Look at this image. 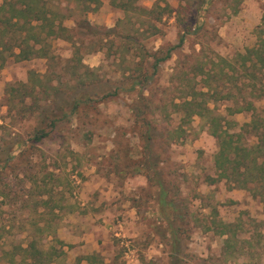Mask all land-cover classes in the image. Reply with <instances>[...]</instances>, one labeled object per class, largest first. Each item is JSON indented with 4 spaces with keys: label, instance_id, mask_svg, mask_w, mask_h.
<instances>
[{
    "label": "rangeland",
    "instance_id": "374dc122",
    "mask_svg": "<svg viewBox=\"0 0 264 264\" xmlns=\"http://www.w3.org/2000/svg\"><path fill=\"white\" fill-rule=\"evenodd\" d=\"M154 2L167 3L172 8L179 4V0L137 1L146 7ZM45 3L65 14L61 20L63 26L73 25V2L45 0ZM193 7V4L184 5L178 17L191 21L196 17ZM232 8L236 12L233 13ZM263 12L264 0H215L202 16V29L185 35L182 45L159 64L144 91L148 99L133 103L134 96L124 94L93 98L81 105L69 121L59 119L55 129H51L42 141L24 149L13 143L26 140L28 130L38 120L36 113L41 109L48 110L51 117L60 116L58 107L66 91L63 87L58 93L62 100L58 98L50 105H45V95L39 92L29 97L20 96L21 85L28 84V72L33 71L40 78L55 74L63 83L73 70L80 73L81 68L75 69L76 56H71L73 47L62 37L49 39L50 60L34 57L17 62L8 57L0 66V264H9L3 257L5 251H11L16 245L24 246L33 237L36 221L38 226L42 224L39 214L45 206L40 200L45 198L60 206L58 216L50 220L56 239L61 232L74 240L69 243L71 247L82 243L72 236L84 232L88 216L95 221V237L99 244L96 254L104 264H166L165 249L147 224V216L153 218L148 209L154 203L150 199L137 203L144 199L141 188L146 186L145 179L139 174L129 175L125 169L134 168L143 158L139 132L147 127L153 135L149 143L150 156H157L158 169L166 174L165 180L176 184L177 197L185 200L191 212L187 217L188 238L183 242L177 264H264V191L252 196L242 189L239 199L226 197L229 187L216 177L213 155L217 141L209 134L206 118L192 114L188 119L178 106L194 95L198 101L206 100V106L215 114L241 124L248 120L249 112L229 115L224 108L236 107L233 99L242 96L252 103L255 114L264 118V96L258 97L261 88L258 83L251 91L249 85L245 86L246 77L238 75L239 79H233L236 77L221 72L209 79L211 89L202 87L205 83L201 81L205 69L219 67L212 64L217 59L233 61L237 52L242 53L253 45L254 30ZM121 16L122 12L111 7L109 0H100L98 8L86 14L90 23L106 27L112 26ZM157 25L158 34H141L138 49L131 50L136 51L135 57L122 52L126 61L117 52L113 55V49L109 57L103 51L79 53L80 62L89 69L82 78L92 81L94 85L90 86L96 87L99 93L98 90L105 92L110 84H118L121 62L128 64L130 74L136 73L134 62L139 56L159 45L177 42L182 24L175 21V13L163 15ZM9 87L16 88L17 94H8ZM82 93L90 95L86 91ZM129 104L141 105L144 113L136 118L128 110ZM253 140L251 134L242 132L240 141L245 146L251 145ZM8 153L13 157L6 160ZM135 205L141 211L138 215ZM107 208L111 210L104 220L102 213ZM129 209L130 215L124 212ZM48 216L50 214L45 218ZM119 221L129 224V235H114V230L108 228ZM217 221L227 224L224 228L228 231L226 243L227 236L218 233ZM39 238L43 248L49 244L58 246L49 236L40 235ZM61 250L63 255L53 264H67V251ZM82 254H76L75 258Z\"/></svg>",
    "mask_w": 264,
    "mask_h": 264
},
{
    "label": "trees",
    "instance_id": "16d2710c",
    "mask_svg": "<svg viewBox=\"0 0 264 264\" xmlns=\"http://www.w3.org/2000/svg\"><path fill=\"white\" fill-rule=\"evenodd\" d=\"M69 1L73 2L75 15L72 18L73 25L66 28L61 23V20L66 17L65 14L47 7L45 0H0V66L8 57H12L17 62L34 57L50 60L52 56L49 52V39L62 37L69 41L73 47L71 56H76L74 58L77 63L75 69L81 68L80 73L73 70L63 83L55 74L50 76L49 73L44 78H40L35 72H28V84L21 85L23 91L20 96L29 97L39 92V94L45 95L44 99L47 102L45 105H50L59 98L58 93L63 91V87L66 91H64L63 100L59 98L62 100V105L58 107L61 112L60 116L51 117L48 110L43 109L36 113V119L38 120L28 130L26 140L13 143L20 149L32 147L42 141L49 135L51 129H55V124L59 119L65 118L69 121L72 116L78 113V108L81 105L86 104L93 98L105 99L117 94H124L130 97L133 95V103L137 100L148 99L144 95V91L159 64L169 59L172 51L182 45L185 35L193 34V31L202 29L201 22L204 18L202 16L210 9L215 0H181L183 4L179 0L177 8H172L167 3L159 5L154 2L150 7H146L137 3L138 0H109L111 7L122 12V16L116 18L110 27L90 23L86 18L87 12L98 8L100 0ZM189 4H193L192 10L196 17L191 21H186L188 18L181 20L178 17L179 11L184 5L189 6ZM234 12L236 11L233 9ZM169 13H175V21L182 24L179 27L180 33H178L175 44L159 45L150 52L148 51V54L139 56V59L134 62L135 67L133 70L136 73L130 74L128 64H122L121 62L118 84H110L105 92L98 90L99 93H96V87L90 86V84L94 85L92 81L86 82L82 78L88 73L89 69L80 62L79 53L89 54L103 51L105 56L109 57V51L113 49L112 54L119 53L123 61H126L127 58L122 52L135 57L136 51L131 52V50L138 49L141 34H158L160 28L157 24L163 15ZM190 28L193 30H189ZM254 37L253 45L245 48L242 53L237 52L233 61L219 58L214 62L215 64L212 63L214 66H219L217 69H205L204 76L201 77L202 79L200 78L205 83L202 87L205 86L211 89L209 79L217 72H221L223 75L235 76L236 78L233 79L246 77L247 84L245 86L249 85L251 91L258 83L261 87L258 97H263L264 12L255 27ZM72 75L73 78L71 79ZM238 75L240 76L238 77ZM228 77L230 79V76ZM52 78H55L53 83ZM7 91L8 94H17L16 88L13 87H9ZM83 91L90 95L83 94ZM203 94H207V92H203ZM19 100L22 101V97ZM205 101L204 99L198 101L194 95H191L180 102L178 106L181 107L184 116L188 119L192 114L206 118L209 134L217 141V149L213 155V167L217 179H223L229 188L246 189L251 191L253 196L261 195L264 191V118L255 114L252 103L245 101L242 96L233 99V105L236 107L226 106L224 108L229 115L241 111L250 112L249 121L240 125L231 119L215 114L206 106ZM63 105L67 108L63 109L61 107ZM128 110L136 118L144 113L141 105L136 106L133 104L132 106V104H129ZM148 128L139 132L143 158L137 161L134 168L131 169L128 166L125 169H128L129 175L139 174L144 177L146 186L141 188L144 199L137 200V203L147 202L148 199L154 203L153 207L148 209L153 218L147 216V224L165 249L166 264H177L183 242L188 238L187 217L191 215V212L185 200L180 196L177 197L176 184L171 180H165L166 174L158 169L157 156H150L149 143L153 135L151 129ZM242 132L252 135L254 140L251 145L245 146L240 141ZM12 157L13 154L8 153L6 160ZM48 199L40 200L45 206L43 212L39 214V220L43 219V221L40 226H38L37 221L35 222L33 237L24 246L16 245L11 251L7 250L3 253V257L9 264H53L56 258L63 255L61 250L63 242L55 238L54 228L50 227V220L58 216L57 212L60 206L52 200V204H49L51 202ZM134 207L135 213L140 214L141 211L138 209V205ZM148 210L145 209L144 211L149 215ZM47 214H50V217L45 218ZM217 224L218 233L226 235L228 231L224 228L227 224L219 221H217ZM37 235L39 237L40 235L49 236V240L55 241L58 246L49 244L46 248H43L40 243L41 239ZM227 241L228 236L224 239L225 243ZM72 264H103V262L96 253H90L78 256Z\"/></svg>",
    "mask_w": 264,
    "mask_h": 264
},
{
    "label": "crops",
    "instance_id": "0c3cea01",
    "mask_svg": "<svg viewBox=\"0 0 264 264\" xmlns=\"http://www.w3.org/2000/svg\"><path fill=\"white\" fill-rule=\"evenodd\" d=\"M87 13H89V12H87ZM241 112H247L248 113V111H241ZM249 115H250V112H249ZM249 119H250V117L248 118V120L246 122H248ZM244 122H242V123H244ZM238 125H240V124H238ZM241 190H242L241 188H229V190L226 191V197L230 198L231 200H235L237 198L239 199V196H240L239 193H241L240 192ZM243 190H246V189H243ZM246 191H249V190H246ZM249 192H251V191H249ZM110 210H111V208L105 209V212L102 213V216L107 217V213ZM130 211H131V209H129V211H124V212L128 213V215H130V213H132V211L131 212ZM105 217H104V220H105ZM123 217H125V214H123ZM85 219L88 221H86V229L84 230V232L81 234L72 236V238H77V239H79V241L81 240L83 242L78 243L74 247H71L69 245V243H73L72 241H74V240H70V238H71L70 236L61 234V232L58 233L59 230L61 231V227L59 228V230L57 229V231H56V233H58L57 234L58 238L65 244L62 246V249L64 252L67 251L66 252L67 264H72V262H74L73 260L76 256V254L83 253L82 255H86V254H90V253H97L96 251H99V244L97 243V240L95 237L96 236V234H95L96 227H94V226H96V225L93 223L95 221H92L91 217H88V216ZM110 224H112V223H110ZM126 226H128V227H126ZM108 228L114 230V235H121V236L129 235L131 232L130 230H128V228H130V227H129V224L126 223V221H124V222L119 221V222H117V224H114V225L112 224L111 226H108ZM63 230H64V228H63ZM93 251H95V252H93ZM68 261H69V263H68ZM82 263H84V261H82ZM103 264H104V261H103Z\"/></svg>",
    "mask_w": 264,
    "mask_h": 264
}]
</instances>
